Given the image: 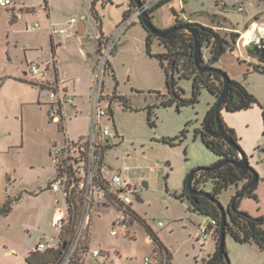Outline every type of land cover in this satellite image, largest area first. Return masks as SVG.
Segmentation results:
<instances>
[{
	"label": "rangeland",
	"instance_id": "obj_1",
	"mask_svg": "<svg viewBox=\"0 0 264 264\" xmlns=\"http://www.w3.org/2000/svg\"><path fill=\"white\" fill-rule=\"evenodd\" d=\"M43 1L25 0V3L33 4L36 12H29L12 26L8 19L15 21L17 16L14 12L0 8V205L10 199L13 209L8 216H0V264L22 263L24 252L41 237L49 241H54L57 235L61 241L66 237L64 231L51 225L54 206L64 208V199L55 203L60 194L46 189L47 182L55 174L48 154L49 142L54 137L58 138L59 134L48 121L45 108L37 104L38 98H46L47 91L30 84L29 77L23 73V70L28 69L23 66L24 54L32 59L37 56L42 60L50 58L48 39L40 32L46 24L41 6ZM216 1L183 0L180 5L179 0H167L152 11L150 19L155 27L164 29L159 26L171 18L175 19L172 9L177 12L179 19L182 14L188 16L204 10L219 14L224 20L218 21L202 14L191 17V20L204 21L223 35L231 31L238 32L236 41L240 39L241 42L243 34L249 36L251 28H260V33H264V25L261 26L264 24V0H241V8L237 11H224L216 5ZM48 3L54 21L62 23L75 17L78 21L86 22L83 43L80 44L76 34H72L61 55L69 75L74 74L76 69L84 68L95 57L100 27L90 11L91 0H48ZM129 3L130 0L97 2L96 9L104 34L115 31V24L122 19ZM21 11H32V8H22ZM251 20L256 23L251 24ZM36 22L40 28L26 29V24ZM145 35L140 20L136 19L127 37L122 36L118 40L109 56L114 73L109 65V71L104 76V94L111 95L116 90L129 100L131 108L117 100L112 103L113 120L108 122L112 132L115 134L117 131V136L110 139L111 148L104 155L102 171L107 175L121 171L123 179L134 190L131 194L133 212L152 228L170 251V264H202L212 256L214 241L210 238L201 247L195 236L199 226L210 217L192 211L188 197L179 198L175 195L182 192L184 180L192 169L210 166L219 159L203 144L200 134L195 132L201 127L215 99L202 88L198 100L193 104L180 106L179 109L176 103L161 105L159 93L169 95L165 72L159 60L147 53ZM23 44L28 45L26 50L21 47ZM81 45L84 46L83 54L79 52L82 50ZM163 51V44L157 38H152L151 54ZM238 51L239 46L235 48V52ZM88 53L92 56L88 57ZM201 53L203 59H208L209 49L206 46H201ZM224 57L228 62H233V55L229 51ZM244 67L234 64L229 66L228 72L218 68L230 78H237L234 80L241 82L247 90L249 88L257 92L264 100V75L257 77L256 74H250L247 77ZM175 78L180 96L189 98L192 79L178 77L177 73ZM156 81L157 89L151 90L149 86ZM147 106L152 107L154 125L147 121ZM83 108H86V104ZM84 115L69 119L68 129L85 130L87 120ZM183 129L184 135L176 138L173 145L160 141L161 138L180 135ZM241 185V182L231 184L216 197L226 210L227 220L231 198ZM201 188L209 192L212 189L211 180H207ZM254 193L255 197H239L238 209L258 217L264 215V177L258 179ZM16 196L21 197L18 202L14 200ZM97 211H101V216L92 218L87 231L90 245L105 252L110 264H143L144 257L150 255L153 245L145 240L148 233L141 222L135 218L129 224L126 236H113L110 234V219L116 212L112 209ZM159 221L163 223L161 228L157 226ZM60 246V243L49 246L39 254L48 253L50 248L60 249ZM224 248L230 264L264 262V249L255 243L236 242L229 232L225 233ZM10 249H14L15 254H7L6 251ZM94 261L97 258H87L89 263ZM152 263L164 264L161 258L155 262L152 260Z\"/></svg>",
	"mask_w": 264,
	"mask_h": 264
},
{
	"label": "built area",
	"instance_id": "obj_2",
	"mask_svg": "<svg viewBox=\"0 0 264 264\" xmlns=\"http://www.w3.org/2000/svg\"><path fill=\"white\" fill-rule=\"evenodd\" d=\"M21 0H0V8L10 12L18 9V2ZM143 9L153 7L163 0H142ZM182 1V0H180ZM182 5V4H181ZM139 9L134 6L129 10L116 25L114 33L102 39L98 56L93 68V79L91 93L89 96V124L86 136L71 140L65 132L66 111L74 103V96L62 85V80L57 77L55 58L51 57L43 63L30 62L28 73L32 77L43 76L46 73L52 74V79L45 83L47 99L43 101L47 105V116L49 121L54 123L63 136L62 142L52 141L50 144V156L55 167V176L48 183L47 189L59 193L64 199V208H57L51 225L59 231H64L66 237L63 241L58 239L60 256L55 264H99L97 261L87 262V258L103 257L108 260V255L99 248L90 245L87 231L92 218L100 217L101 211L97 209H112L116 213L110 219V234L113 236H126L131 221L135 216L131 208L134 193L129 184L123 179L121 171L110 175L102 171L105 153L111 148L110 139L117 136L111 130L108 122L112 119L110 115L111 101L109 95L104 94V76L109 71V56L116 46L120 36L139 18ZM184 22H191L188 17L182 16ZM77 23L76 18H70L63 26L50 25L49 33L54 40L58 35H66L70 28ZM263 24H261L262 26ZM39 27L36 22L32 25L26 24V29L34 30ZM250 29L248 37L243 39L246 46L249 39L259 40L260 28L256 35ZM217 219L211 218L199 226L195 236L196 241L204 247L217 227ZM158 227H163L161 221L157 222ZM152 246L150 255L144 257L143 264H153L152 260L162 259L163 263L168 262V255L164 250L149 239ZM49 245L40 240L29 250V253L44 252ZM203 264V263H202Z\"/></svg>",
	"mask_w": 264,
	"mask_h": 264
},
{
	"label": "trees",
	"instance_id": "obj_3",
	"mask_svg": "<svg viewBox=\"0 0 264 264\" xmlns=\"http://www.w3.org/2000/svg\"><path fill=\"white\" fill-rule=\"evenodd\" d=\"M98 1L99 0H91L90 10L98 26L101 27V19L95 7ZM166 1L167 0H163L155 4L153 7L147 9L145 11L146 15L150 18L152 11ZM132 8H134V4L130 0L129 7L126 11H124L123 16ZM172 13L175 16V24L186 23L194 28L201 46L204 45L209 49V57L205 63L209 67L219 69L218 67H216L219 58L224 52H226L227 50H232L235 47L236 39L239 33L231 31L228 35H223L213 26L204 25L197 21H182L181 19H179V15L174 9H172ZM215 19H218V21L224 20L220 17H216ZM152 38H157L159 42L163 44L165 48L164 52L151 54L150 45ZM101 41L102 38L99 39V45ZM146 50L147 53L159 60L160 65L165 72V84L169 95L167 96L165 94L159 93V96L161 97V105L169 106L173 103H176L177 109H179L180 106L193 104L198 100V95L200 94L202 88H205L214 97L215 100L218 98L222 89V79L220 75L215 72H212L210 74L201 73L195 66L193 61V37L188 31L177 30L170 33L166 38L163 39L158 38L152 33L148 32L146 37ZM53 51L54 47L52 46V52ZM253 69L260 70V68L256 65L253 66ZM261 71L264 72V70ZM176 73L178 74V77L192 79L191 96L189 98L180 96V88L177 86V80L175 78ZM109 99L111 101L110 115L112 118V103L116 100L120 101L125 107L131 108L129 105V100L124 95L117 94L116 91H113V93L109 95ZM256 103H258L257 98L252 93H250L241 82L229 77V88L227 91V96L222 103L221 109H225L230 112H236L239 110L247 109ZM214 104L215 101L207 110L201 127L196 129L195 132L200 134V139L203 144L210 151L216 154L219 159L225 158L229 160H235L238 158V153L235 152L229 145H227L221 137H213L211 135V133L216 129L215 115L214 113H211L214 108ZM152 114V107L147 106V121L150 125H154V121L151 117ZM220 119L223 130L239 145L238 137L234 129L226 125L221 115ZM184 132L185 129L181 130L180 135L178 136L172 138H161L160 141L167 142L173 145L176 138H181L184 135ZM249 168L252 171L255 170L250 165ZM251 179V172H247L246 174L241 175L239 169H237L234 165L227 163L217 169H213L210 171H201L197 173L192 180V186L196 189H202L201 186L207 180H211L212 189L209 192L216 198L217 195L221 191L226 189L229 185L241 182V187L236 190L235 195L231 198L232 207L230 204V210H228L229 219L227 220L225 226V233L229 232L236 242L255 243L260 249H264V215L252 217L248 213L238 209L239 197L244 195L254 197L256 196L254 190L259 179L258 173L257 179H255L253 183L250 184L247 188H244L246 183ZM175 196L179 198H182L184 196L188 197L187 191L184 189V186L182 192L179 195ZM19 198L20 196H16L14 200L17 201ZM190 204V209L192 211L211 218H215L218 222V225L215 228V232L211 236V239L214 241V252L212 256L203 264H226L224 257L218 254L216 248L219 236V212L217 206L213 202L202 196H196L194 201L190 200ZM11 209V200H5L0 205V215H7L11 211ZM134 216L141 222L150 238L153 239V241L159 246V248L168 253L165 246L163 245L157 234L152 230V228L142 218L138 217L136 213H134ZM59 256L60 249L50 248L49 252L46 254L29 253L25 257V261L29 264H55L58 261ZM97 262L99 264H110L108 260L103 259V257H97ZM261 264H264V262H262Z\"/></svg>",
	"mask_w": 264,
	"mask_h": 264
},
{
	"label": "crops",
	"instance_id": "obj_4",
	"mask_svg": "<svg viewBox=\"0 0 264 264\" xmlns=\"http://www.w3.org/2000/svg\"><path fill=\"white\" fill-rule=\"evenodd\" d=\"M24 1L25 0L19 1L18 2V7L19 8L15 9L14 14L17 16V20L10 21L8 19V23H9L10 26L17 24L18 20H22L24 18V16H26L29 12H34L35 11V8H34L33 4H27ZM182 1L179 0L180 5L183 4ZM233 1L234 0H231L230 2H227V3L228 4H232ZM96 5H97V3H96ZM96 5H95V7H96ZM41 6H43L42 10H43V13L45 15L46 24H45L44 28L40 32L43 33L44 37H47V39H48L49 49H50V58L51 57L55 58L57 77H59V79L62 80V85L65 87V89L74 96V103L72 104V106L68 107L67 111H66L65 132H66V135H67V137L69 139L76 140V139H79L81 137L86 136L87 131H88V124H89L88 114H89V106H90L89 105V96H90L89 90L91 91L93 68H94V65H95V62H96L97 56H98L99 39L100 38H102V39L107 38V37L111 36L114 32H111L109 34H104V32H102V28L100 27V34H99V36L97 38V47H96V50H95L94 60L92 62H90L89 64H87L84 68H82L80 70L76 69L74 71V74L69 75L68 68L62 63V60H61V55L63 53L62 51L65 48L66 41L70 38V36L72 34H76V39H77V41L80 44L83 43L82 36L87 31L86 22L84 20H79V21L77 20L76 25L74 27L70 28L66 35H58L53 40V39H51V36H50V33H49L50 25L54 24L55 26H63L67 21L61 23L59 21H54L52 19L48 0H44L43 1V5H41ZM26 7L27 8H32V11H21L22 8H26ZM90 7H91V5H90ZM2 9H5V8H2ZM5 11L8 12L7 9H5ZM182 16H186V15L182 14ZM182 16H181V18H182ZM186 17H188L191 20V14L186 16ZM73 18H75V17H73ZM221 18H223V17H221ZM254 20H256V19H254ZM254 20L250 21V22H252L251 24L256 23V21L254 22ZM192 21H197V22H199L201 24L208 25L207 23H205L204 21H201V20L193 19ZM119 22L120 21H118L115 24V27H116V25ZM172 25H175V19L171 18V19L167 20V22L163 26H159V27H162V28L166 29V28L171 27ZM210 26H212V25H210ZM130 27H128L125 30V32L120 36L119 39H121L122 36L123 37H125V36L127 37L128 32L130 30ZM38 28H40V25H39ZM38 28H36V29H38ZM145 31H146V35L145 36L147 37L148 31L146 29H145ZM146 37H145V43H146ZM242 37L245 38L246 35L243 34ZM242 42H243V39H242L241 42H240V39H239L238 41H236L235 47L232 50H227L226 52H224L223 53L224 55L223 54L221 55V57L219 58V60H218V62L216 64V66H218V67H220V68H222V69H224V70H226L228 72L229 71V66L231 67L234 64H236L238 66L244 65L245 66L244 67L245 76L248 77L250 74H253L255 76V74H256V76L258 75L257 77H260L259 75H264V72L261 71V70H264V58L258 56L255 53L249 52L247 50V47ZM52 46L54 47V51H53L54 53L52 52ZM238 46H239V51L237 53V52H235V48L238 47ZM21 47L24 50H26L28 48V45L27 44H23V45H21ZM83 48H84V46L81 45V49L82 50L79 51L80 54H83ZM228 51L230 53H232V55H233V58H234L233 62L232 61L228 62V60L225 59V57H224L225 54ZM87 55H88V57L92 56L91 53H88ZM24 59H25V65H23V66L26 67L25 69L28 68V64L30 62L43 63V62L49 60V59L42 60V59L39 58V56H37L35 59L27 58L26 54H24ZM204 61L206 62L207 59H204ZM22 64H23V62L20 61V65H22ZM109 65L111 67V71L113 72L112 64H109ZM254 65L258 66L260 68V70L253 69ZM23 73H24V75H27L29 77L28 78V82L30 84H32L33 86L38 87L40 90H45V87H46L45 83L52 79V74L51 73H46L43 76L42 75L41 76H35V77H32V78H31V76L28 73V69L27 70H23ZM231 77H233V76H231ZM233 78L237 79L235 77H233ZM156 83H157V81L155 82V84H151L149 86V87H151L150 88L151 90H156L157 89L158 84H156ZM248 90L256 95V97L258 99V103L253 104L251 107H249L247 109L239 110V111H236V112H230V111H227L225 109H221L220 110V115H221L223 121L226 123V125L234 129V131H235V133H236V135L238 137L239 145L241 146V148L243 149V151L245 152V154L248 157L249 165L256 170V172L258 173L259 178H260V177H264V100L261 99V97L257 94V92H254V91H252L249 88H248ZM117 94L123 95V94H121L119 92ZM46 99H47V94H46V98L44 100H41V99L38 98L37 104L39 106H41L42 108H45V112H46V115H47V105L43 103V101H45ZM85 104H86V108H83V106ZM83 113L85 114L84 116L86 117V120H87L85 130H83V131H75V130L72 131V130L68 129V127H67L68 121H70L72 118H77L79 115H82ZM112 113H113V108H112ZM47 119H48V116H47ZM48 121H49V119H48ZM49 122L55 126V130H56L57 134H59L58 138L54 137L49 142L48 154L50 156L49 150H50L51 142L52 141H56V142L60 143V142L63 141V136L58 131L56 125L54 123H52L51 121H49ZM116 133H117V131H116ZM54 176H55V174L47 182V185L54 178ZM48 191H50V190H48ZM50 192H52V191H50ZM52 193L57 194L55 192H52ZM20 198L17 201H15V202H18L20 200ZM61 200H62L61 195L60 196L58 195V197L55 200V203H60ZM56 209L57 208L54 206V210H53V213H52L53 217H54ZM50 210H51V208H50ZM10 213L11 212H9L4 217L8 216ZM53 217H52V219H53ZM51 222H52V220H51ZM58 239H59L58 235H57V238H55L54 241H49L45 237H41L36 242L42 240V241L46 242L49 246L54 247L58 243ZM149 239H150V236L147 234L145 236V240L146 241L148 240V242H150ZM34 244H32L31 247ZM30 248H28L24 252V254H23V262L20 263V264H29V263H27L25 261V257L28 255V252H29ZM165 248H166V246H165ZM166 250L168 251V253L166 251L165 252L167 254H170V256H171L170 251L167 248H166ZM6 253L7 254H15V250L14 249H10V250H7ZM170 260H171V258H170ZM170 260L166 264H170Z\"/></svg>",
	"mask_w": 264,
	"mask_h": 264
},
{
	"label": "water",
	"instance_id": "obj_5",
	"mask_svg": "<svg viewBox=\"0 0 264 264\" xmlns=\"http://www.w3.org/2000/svg\"><path fill=\"white\" fill-rule=\"evenodd\" d=\"M131 1L139 9L140 23L143 25V27L148 32L152 33L156 37L163 39V38H166L170 33L175 32L177 30L188 31L193 37V61H194L195 66L198 68V70L201 73L210 74L212 72H215V73H218L222 79L221 93L219 94L218 98L215 100L214 108L211 111V113H214L215 120H216V129L211 133V135L213 137H221L226 142L227 145H229L235 152L238 153V158L235 160L221 158L210 166L195 167L187 174L185 178L184 189L187 191L188 198L191 201H194L196 196H202L210 200L217 206L218 212H219V236H218V243L216 245V248H217L218 254L224 257L226 264H230L225 248H224L225 226L227 223L226 210L223 208L220 202L213 195H211L210 192L205 191L203 189H196L192 186V180L197 173L201 171H210L213 169H217L227 163H230L234 165L237 169H239V172L241 175H244L247 172L252 173V179L246 183L244 188H247L250 184L253 183L255 179H257V172L255 170L254 171L250 170L248 157L243 151V149L222 128V123L220 119V109H221L222 103L224 102L227 96V91L229 88V76L225 71L209 67L205 63L204 59L202 58L201 44L198 41L197 33L193 27H191L189 24L182 23V24L172 25L171 27L166 28V29H158L157 27L153 25L151 19L146 15V12L143 9V1L142 0H131ZM217 4L222 5L221 7H222V10L224 11L225 10L237 11L241 8L239 6L240 4L239 0H235L233 4H227L224 2V0H218L216 2V5ZM197 14H202L210 18H216V17L221 16L219 14L210 13L204 10H199L195 13H192L191 17ZM253 32L256 35H259V32L257 29H253ZM258 37H259L258 41H255L254 39H249L246 47L249 52L255 53L258 56L264 58V36L259 35ZM231 207H232V204H231Z\"/></svg>",
	"mask_w": 264,
	"mask_h": 264
},
{
	"label": "flooded vegetation",
	"instance_id": "obj_6",
	"mask_svg": "<svg viewBox=\"0 0 264 264\" xmlns=\"http://www.w3.org/2000/svg\"><path fill=\"white\" fill-rule=\"evenodd\" d=\"M217 1H218V0H217ZM217 1H216V2H217ZM224 2H225V1H224ZM234 2H235V0L232 2V4H233ZM225 3H227V2H225ZM239 3H240V0H239ZM227 4H228V3H227ZM134 6H135V5H134ZM217 6L220 7V8L222 9V7H221L222 5L217 4ZM138 19H139V18H138ZM251 53H252V52H251Z\"/></svg>",
	"mask_w": 264,
	"mask_h": 264
},
{
	"label": "bare ground",
	"instance_id": "obj_7",
	"mask_svg": "<svg viewBox=\"0 0 264 264\" xmlns=\"http://www.w3.org/2000/svg\"><path fill=\"white\" fill-rule=\"evenodd\" d=\"M262 34H264V33H262ZM246 37H248V36H246ZM224 55V54H223ZM223 57V56H222ZM223 61V60H222Z\"/></svg>",
	"mask_w": 264,
	"mask_h": 264
}]
</instances>
